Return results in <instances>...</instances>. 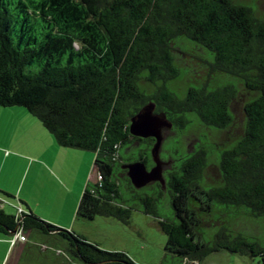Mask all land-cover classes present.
Wrapping results in <instances>:
<instances>
[{"label": "trees", "instance_id": "obj_1", "mask_svg": "<svg viewBox=\"0 0 264 264\" xmlns=\"http://www.w3.org/2000/svg\"><path fill=\"white\" fill-rule=\"evenodd\" d=\"M179 40L203 48L212 71L239 79L251 94L243 107L244 128L219 148L217 179L205 176L206 151L199 146L180 153L176 142V166L163 174L164 184L135 188L123 165H153L154 139L129 132L131 117L144 104L152 101L178 130L190 115L215 130L231 123V85H188L182 98L171 88L179 76ZM0 106H22L58 145L94 152L99 179L85 185L77 218L129 224L134 210L152 215L166 235L160 264L200 263L220 250L257 256L264 264V235L230 226L239 218L264 220V20L250 5L0 0ZM167 205L172 215L164 214ZM18 232L28 247L58 251L59 264H136L126 252L105 250L28 207L15 215L0 204V234Z\"/></svg>", "mask_w": 264, "mask_h": 264}, {"label": "rangeland", "instance_id": "obj_2", "mask_svg": "<svg viewBox=\"0 0 264 264\" xmlns=\"http://www.w3.org/2000/svg\"><path fill=\"white\" fill-rule=\"evenodd\" d=\"M235 1L250 5L255 16L264 20V0ZM174 54L176 65L179 68V76L170 86L175 93L182 98L188 85L208 88L225 84L231 85L234 97L229 110L232 119L226 129L215 130L203 125L196 117L190 115L181 129L173 127L164 129L159 152L162 161V174L166 175L175 169L176 156L172 154V147L177 142L181 150L180 153L194 152L199 146L206 151L205 176L209 179H217L218 150L242 133L245 124L243 107L251 94L246 91L239 79L212 71L210 58L203 48L185 40H179L175 43ZM23 115L30 117L38 126L33 121L28 122L27 118H25L26 121ZM0 149L5 150L6 154L16 160V175L22 172V177H27L26 181H28L31 174L36 172L40 178V186L47 195L59 192V206H64V209H67V204L73 201V198L74 202L77 200L78 204L84 185L91 182L89 179H85V175L89 167L91 173L92 170L93 172L95 170L93 167L94 152L58 145L42 122L22 106H0ZM91 154L93 159L89 161L88 156ZM37 161L47 166L49 174L40 167H36L35 162ZM0 166H2L1 159ZM3 179L4 177L0 175V180ZM18 179L19 177H15V182ZM57 181L59 185L56 183ZM1 192L5 194L3 191ZM5 196L8 195L5 194ZM163 210L164 214L172 215L170 206L167 205V208L164 207ZM4 211L13 214V210L9 207H5ZM65 220L67 218L61 216L59 222L64 223ZM73 223L76 228L75 232L83 234L105 250L126 252L136 264H160L163 257L166 235L161 231L157 219L152 215L134 210L129 224L108 217L96 216L93 220H83L74 216ZM57 226L65 229L70 228L60 224ZM230 226L248 235L258 237L264 235V220L262 219L239 218L234 220ZM42 248L40 245L39 247L32 245L31 249H28L27 253L23 255L19 264H51L52 260L49 258L53 257L54 253L50 250L44 251ZM12 262L11 256L6 264H12ZM167 264L178 263L168 259ZM185 264H259V257L220 250L207 255L200 263L187 262Z\"/></svg>", "mask_w": 264, "mask_h": 264}, {"label": "crops", "instance_id": "obj_3", "mask_svg": "<svg viewBox=\"0 0 264 264\" xmlns=\"http://www.w3.org/2000/svg\"><path fill=\"white\" fill-rule=\"evenodd\" d=\"M23 118L24 119L27 118L29 120L28 122L30 121L35 122L26 115H23ZM35 125L38 126L36 122ZM0 159L2 161V166H0V175L4 177L2 181L0 180V204L3 207V209L5 207H9L13 210V214L17 215L19 212L25 211L26 207H28L32 212L48 220L50 223H54L57 225L60 224L68 228L70 227L69 229L72 230L76 229L74 223L72 224V220L74 219L75 216V211H76L75 207L76 205H78L77 200L74 202V198H73V201L67 204L68 205L67 209H64V206H59V192L56 191L54 194L47 195V193L44 192L42 190V187L40 186V178L37 176L38 174L36 172L34 174H31V177H29L28 181H26L27 177L24 176L22 177L23 175L22 172L17 175L15 174L17 172L16 170L17 163L16 160H14V157H11V155L6 154L5 150L2 151L0 149ZM92 159L93 157L91 154L88 156V160L91 161ZM35 163H36V167H40L41 169L44 170L45 173L49 174L47 170V166H45L44 163L40 164L38 163V161ZM93 167H94V160H93ZM90 170L91 168L89 167L88 172L85 175V179L87 178L91 182H95L97 180L96 172L95 170L94 172L92 170L91 173ZM15 177L16 178L19 177L17 182H15ZM56 183H58V181ZM1 191L7 193L10 196H5V194H3ZM61 216L67 218V220H65L66 222L64 223L59 222ZM13 239L14 236L9 237L0 234V264L3 263L6 264L9 258H11V256L13 259L12 264H19L24 253L27 252L28 249H31V247H28V243L26 242V239L16 240L14 243H12ZM52 256L53 257L49 258L52 260V263L59 264V252L56 251V253L52 254Z\"/></svg>", "mask_w": 264, "mask_h": 264}, {"label": "water", "instance_id": "obj_4", "mask_svg": "<svg viewBox=\"0 0 264 264\" xmlns=\"http://www.w3.org/2000/svg\"><path fill=\"white\" fill-rule=\"evenodd\" d=\"M172 123L162 113L155 112V104L152 101L144 104L135 113L129 124V132L139 138L152 137L154 144L151 149L153 165L149 169L142 161H134L123 165L127 169V175L135 188H141L151 182L164 184L162 174V161L159 157L163 130L170 129ZM98 176V173H96Z\"/></svg>", "mask_w": 264, "mask_h": 264}, {"label": "built area", "instance_id": "obj_5", "mask_svg": "<svg viewBox=\"0 0 264 264\" xmlns=\"http://www.w3.org/2000/svg\"><path fill=\"white\" fill-rule=\"evenodd\" d=\"M98 179H99V175L97 176V180ZM16 240H24L23 234H21L20 232L16 233L14 235V239L12 243H14Z\"/></svg>", "mask_w": 264, "mask_h": 264}, {"label": "clouds", "instance_id": "obj_6", "mask_svg": "<svg viewBox=\"0 0 264 264\" xmlns=\"http://www.w3.org/2000/svg\"><path fill=\"white\" fill-rule=\"evenodd\" d=\"M97 181V180H96Z\"/></svg>", "mask_w": 264, "mask_h": 264}]
</instances>
